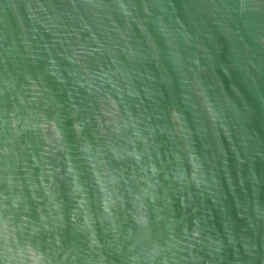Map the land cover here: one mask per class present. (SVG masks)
<instances>
[{"label":"water","instance_id":"95a60500","mask_svg":"<svg viewBox=\"0 0 264 264\" xmlns=\"http://www.w3.org/2000/svg\"><path fill=\"white\" fill-rule=\"evenodd\" d=\"M13 236L264 264V0H0V264Z\"/></svg>","mask_w":264,"mask_h":264},{"label":"clouds","instance_id":"9594fccd","mask_svg":"<svg viewBox=\"0 0 264 264\" xmlns=\"http://www.w3.org/2000/svg\"><path fill=\"white\" fill-rule=\"evenodd\" d=\"M13 239L16 241V248L9 264H32V258L28 252V246L26 244H20L19 239L15 236H13ZM9 251L13 250L9 249Z\"/></svg>","mask_w":264,"mask_h":264}]
</instances>
